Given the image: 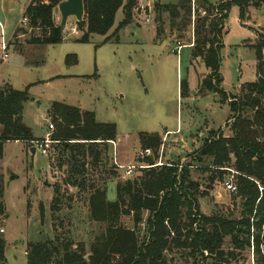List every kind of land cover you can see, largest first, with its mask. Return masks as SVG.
<instances>
[{
	"label": "rangeland",
	"instance_id": "374dc122",
	"mask_svg": "<svg viewBox=\"0 0 264 264\" xmlns=\"http://www.w3.org/2000/svg\"><path fill=\"white\" fill-rule=\"evenodd\" d=\"M138 1L143 6L139 7L134 0L131 25L119 32L118 45L111 42L95 48L103 38L98 35L91 36L88 44L75 43L69 29L76 22L69 18L64 42L30 53L19 52L12 44L9 46L13 29L18 23L23 26L21 12L27 0H0V89L12 86L14 90L21 91L27 84L43 80L44 68L41 63L45 59L50 62L49 75L66 72L62 59L73 52L80 59L79 72L88 76L95 72L97 75V78L64 84L57 82L47 88L29 89L34 101L26 103L23 122L33 135L44 137L48 133L47 139L50 138L53 130L48 129L51 121L46 119L50 101L75 105L74 99L79 98L78 104L92 112L97 123L115 125L118 139L115 148L109 146L106 161H101L96 167L88 164L84 168L82 189L66 184L71 162L69 154L61 151L59 145L51 144L47 156H42L39 151L32 155L34 144L32 148L25 147L21 142L3 145L0 185L3 188L1 203L5 215L0 217V237L5 241L6 264H26L25 255L29 246L37 243H70L73 248L82 244L88 252L95 237L105 229L104 225L90 219L88 197L92 188H104L107 200L113 202L115 185L128 178L121 170L113 168L114 153L116 161L122 165H144L140 163L143 158L139 156L143 151L138 140L140 133L159 135L162 164L179 162L182 165L190 163L188 156L211 133L221 129L227 135L225 123L230 111L226 102L216 94H199L200 82L207 72L200 60L191 56L192 26L183 33L171 34L168 15L155 9V5H174L176 0H156L153 3H150L151 0ZM191 1L194 9L198 8V0ZM206 1L216 5L221 0ZM200 15L203 14L200 12ZM146 18H149V24L144 22ZM53 19L59 25L58 13L53 15ZM122 19L120 9L108 35ZM241 25L238 9L231 8L226 20L227 32L223 36L224 47L220 52L221 88L231 95L238 93L242 85L255 80L257 62L252 47L256 45L258 35L264 34V4L258 10L248 11L247 19ZM152 26L162 31L155 41L159 45L150 42L151 35L147 31ZM26 28L29 29V26ZM38 34L37 30H32L30 36ZM3 45L5 51L2 50ZM181 80H185L188 87L187 97L184 98H180ZM209 163L208 160L204 161L205 165ZM225 171L223 179L213 183L208 196L199 200V211L206 217L220 216L238 221L241 200L237 192L230 194L222 188L227 181L236 186V174L231 170ZM140 175L141 170L135 169L130 177ZM190 177L207 190L209 174L202 173L199 164L193 163ZM55 190L58 204H53ZM53 205L55 211L51 210ZM121 224L128 229L133 228L131 217H122ZM139 229L142 234L144 224ZM250 233L253 234L252 229ZM222 248L225 252L231 251L230 238H225ZM261 251L264 249L261 248ZM169 259L171 264H216L207 258L195 260L186 252L170 254ZM232 264H255L252 238L249 248L235 251Z\"/></svg>",
	"mask_w": 264,
	"mask_h": 264
},
{
	"label": "trees",
	"instance_id": "16d2710c",
	"mask_svg": "<svg viewBox=\"0 0 264 264\" xmlns=\"http://www.w3.org/2000/svg\"><path fill=\"white\" fill-rule=\"evenodd\" d=\"M62 1H30L23 17L29 29L39 32L37 36H30V44L63 42V33L53 19V12ZM263 4L264 0H221L211 5L206 0H198V8L194 9L191 0H179L174 5H155L159 13L168 15L171 34L183 33L192 26L191 56L200 60L207 72L200 82L199 94H216L226 102L230 116L225 129L229 136L221 129L211 133L188 156L190 163L187 165L175 162L157 166L161 138L157 133H140V146L152 151L151 157L143 158L140 163L149 168L140 169L139 177L116 184L113 202L107 200L106 189L92 188L88 197L89 216L105 229L95 237L88 252L82 244L73 248L70 243H37L29 246L26 264H171L169 255L179 252H186L195 260L207 258L216 264H232L235 251L249 248L251 238L255 264H264V251H261L264 249V34L258 35L252 47L257 62L253 82L242 85L235 95L226 94L221 88L223 77L220 74V52L224 47L222 39L230 9H238L241 23L249 9H258ZM134 8V0H83L84 17L82 22L75 24L80 33L75 43L88 44L93 35L104 37L102 45L112 39L117 42L118 32L131 24ZM120 9L123 19L108 35ZM161 35L162 31L156 30V37ZM76 62L74 55L65 57L68 67ZM36 85H28L21 91L11 87L0 89V160L3 145L8 142H21L32 148L34 142L42 140L35 139L22 121L24 105L32 102L29 89ZM187 90L186 81L181 80L180 98L187 97ZM46 119L53 127L49 140L70 157L66 184L82 189L84 168L88 164L96 167L108 158L110 142L117 140L115 125L97 123L92 112L59 102L49 105ZM205 160L210 163L205 165ZM193 163L200 165L202 173L209 174L207 190L191 180ZM225 170L236 174L237 197L241 200L238 221L220 216L206 217L199 211V200L208 196L215 181L223 179ZM2 193L0 185V217L5 215ZM54 193L53 204H58L57 190ZM51 210H56L55 205ZM122 217H131L132 229L121 224ZM142 224L144 231L140 234ZM227 237L232 249L225 252L222 247ZM0 264H6L5 241L1 237Z\"/></svg>",
	"mask_w": 264,
	"mask_h": 264
},
{
	"label": "crops",
	"instance_id": "0c3cea01",
	"mask_svg": "<svg viewBox=\"0 0 264 264\" xmlns=\"http://www.w3.org/2000/svg\"><path fill=\"white\" fill-rule=\"evenodd\" d=\"M30 1L31 0H27V3L25 4V6H24V8H23V10H22V12H21V15H22V17H23V14H24V11H25V9H26V7L29 5V3H30ZM137 2H138V6L139 7H141V6H143V3H140L138 0H136ZM154 1H156V0H151V2L150 3H153ZM157 1H159V0H157ZM160 2V1H159ZM178 1L176 0V2L174 3V4H176ZM159 4H161V3H159ZM162 5H164V4H162ZM261 7H263V6H261ZM260 7V8H261ZM259 9V8H258ZM258 9H249L248 11H250V13L253 11V10H258ZM122 11V10H121ZM55 14V13H54ZM53 14V15H54ZM246 19H247V17H246ZM150 22H148V23H146V24H149ZM239 24L241 25V23L239 22ZM131 25V24H130ZM129 25V26H130ZM66 27H67V22H66V25H65V28H64V31L62 32L63 33V42H64V39H65V37H64V32H65V30H66ZM114 27V26H113ZM241 27H242V25H241ZM70 31H71V34H72V36L74 37V40H76V39H78L79 37H80V33H78L77 31H76V29H75V25H73V26H71L70 27V29H69ZM114 30V29H113ZM121 31V30H120ZM119 31V32H120ZM119 32H118V34H117V36H116V38L115 39H117V42H115L113 39L112 40H110L108 43H106V44H104L103 46H105V45H107V44H109V43H111V42H115V44L116 45H118L119 43H120V38H119ZM147 32H149L150 33V42L152 43V44H154V45H159V44H157L155 41H156V30H155V28L152 26V28L149 30V31H147ZM225 32H227L226 31V27H225ZM32 33V29H27L26 27H23V26H20L19 25V23L17 24V26L13 29V31H12V33H11V37H10V41H9V46H11V44L14 46V48H15V50H17V51H19V52H22V51H24V52H30V53H33V52H35L36 50H40L41 48H44V47H46L47 45H32V44H30L29 43V39H30V34ZM148 33V34H149ZM104 40V37L102 38V40L100 41V43L99 44H97V46L95 47V48H98V46H101L102 45V41ZM222 42H223V39H222ZM162 45V44H161ZM74 54H69V55H74L75 57H76V64L75 65H73V66H66L65 65V57L66 56H68V54H66L65 56H64V58L62 59V63H63V66H65V68H67V71L66 72H60V74H53V75H49L48 73H49V65H50V62H49V60L47 59H45L42 63H41V65H42V67L44 68V71L42 72V74L44 75V79L43 80H39V81H36V82H32V83H29V84H27L26 86H28V85H31V84H37V86H35V87H32V88H30V89H34V88H37V87H45V88H47L49 85H51V84H54V83H57V82H60V83H70L71 81H77V80H87V79H89V78H91L93 75H95L96 77H93V78H97V75H96V73L94 72L93 73V75H91V76H88V75H86V74H84L83 72H79V70H78V67H79V64H80V59H79V56H78V54L77 53H75V52H73ZM28 62H25V64H27ZM95 66V65H94ZM96 69H95V67H94V71H95ZM221 74V73H220ZM202 78L203 77H201V80H202ZM7 85H9V84H7ZM10 86V85H9ZM25 86V87H26ZM11 88H12V86H10ZM13 89V88H12ZM14 90V89H13ZM237 94V93H236ZM29 95H30V90H29ZM30 97L32 98V102L34 101V98H33V96L32 95H30ZM74 101H76L75 103V105H70V106H73V107H76V108H78V109H80V110H82V111H86V110H84L83 108H81V106L78 104L79 103V98H75L74 99ZM53 101H50L49 102V105L52 103ZM59 103H63V102H59ZM64 104V103H63ZM26 105V104H25ZM25 105H24V110H23V113H24V111H25ZM49 107V106H48ZM48 109V108H47ZM22 121H23V114H22ZM24 123V122H23ZM28 127V126H27ZM29 128V127H28ZM31 132H32V130H31ZM178 132V131H177ZM176 132V133H177ZM166 133H170L169 135H172V133L171 132H166ZM49 134L47 133L44 137H36V136H34L33 135V133H32V136L35 138V139H39V138H44V139H46L47 138V136H48ZM225 136H229V132H227V135L226 134H224ZM43 140V139H42ZM118 143V139L116 140V144ZM26 147V146H25ZM34 153H35V151H34ZM33 155V154H32ZM161 160H162V156H161ZM2 161V159L0 160V162ZM118 164H120V163H118ZM120 165H122V164H120ZM123 166H128V165H123Z\"/></svg>",
	"mask_w": 264,
	"mask_h": 264
},
{
	"label": "built area",
	"instance_id": "2783aa9c",
	"mask_svg": "<svg viewBox=\"0 0 264 264\" xmlns=\"http://www.w3.org/2000/svg\"><path fill=\"white\" fill-rule=\"evenodd\" d=\"M144 11V10H143ZM144 22L145 23H148L149 22V18H146V19H144ZM21 24L24 26V27H26L27 25H28V22H27V20H26V18H22V21H21ZM2 50L3 51H5L6 50V48H5V46L3 45L2 46ZM48 129H50V130H53V127H52V125L51 124H49L48 125ZM164 142V141H163ZM34 144V151H39L40 152V154L42 155V156H47V150H48V148H49V146L51 145V144H53V142H51L49 139H43V140H41V141H38V142H34L33 143ZM110 145L111 146H113L114 148H115V146H116V142H110ZM161 148H162V146H161ZM159 149V152L161 153V151L160 150H162V149ZM151 155H152V151L150 150V149H145V150H143L142 151V153H140L139 154V156L141 157V158H145V157H148V156H150L151 157ZM161 154H159V158H158V160H159V162L157 161V166H160V165H162V163H161ZM113 166L115 167V169L116 170H121L123 173H124V175L126 176V177H128V178H130V176H131V174L133 173V170H135V169H145V168H149V166H145V165H143V166H123V165H120V164H118V162L116 161V158H115V153H114V159H113ZM228 171H230V170H228ZM232 171V170H231ZM233 172V171H232ZM222 188L226 191V192H228V193H230V194H235L236 192H237V188H236V186L233 184V182H231V181H227V182H224L223 184H222ZM263 252V251H262ZM263 257H264V253H263Z\"/></svg>",
	"mask_w": 264,
	"mask_h": 264
},
{
	"label": "water",
	"instance_id": "95a60500",
	"mask_svg": "<svg viewBox=\"0 0 264 264\" xmlns=\"http://www.w3.org/2000/svg\"><path fill=\"white\" fill-rule=\"evenodd\" d=\"M53 13L60 15L59 27L63 32L69 18H73L76 23L82 22L84 17L83 0H64L58 4ZM31 153L34 154V149L31 150Z\"/></svg>",
	"mask_w": 264,
	"mask_h": 264
}]
</instances>
